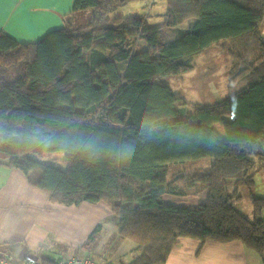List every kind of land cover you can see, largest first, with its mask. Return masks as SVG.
I'll return each mask as SVG.
<instances>
[{"label":"trees","instance_id":"16d2710c","mask_svg":"<svg viewBox=\"0 0 264 264\" xmlns=\"http://www.w3.org/2000/svg\"><path fill=\"white\" fill-rule=\"evenodd\" d=\"M133 1L74 0L63 28L28 44L0 32V165L53 202L105 203L137 245L128 264H164L182 238L239 241L264 264V198L251 192V157L264 169V0H166L161 24L132 15L108 26ZM212 46L242 88L185 110L163 79ZM206 158L208 168L169 178L170 165ZM238 187L252 220L235 208ZM204 191L193 208L162 200Z\"/></svg>","mask_w":264,"mask_h":264},{"label":"crops","instance_id":"0c3cea01","mask_svg":"<svg viewBox=\"0 0 264 264\" xmlns=\"http://www.w3.org/2000/svg\"><path fill=\"white\" fill-rule=\"evenodd\" d=\"M73 1L4 0L0 4V32L19 43L36 42L48 32L63 28ZM173 198L168 194L162 196L163 202L185 208H193L202 201L183 206ZM203 198L206 199L205 194ZM117 221L103 202L79 205L53 202L19 170L0 165V252L9 253L16 260L33 254L52 263L87 254L100 264H128L138 255L137 245L120 237ZM164 264H263V261L239 241L200 242L182 238Z\"/></svg>","mask_w":264,"mask_h":264},{"label":"rangeland","instance_id":"374dc122","mask_svg":"<svg viewBox=\"0 0 264 264\" xmlns=\"http://www.w3.org/2000/svg\"><path fill=\"white\" fill-rule=\"evenodd\" d=\"M166 10V0H140L129 2L109 15L110 22L108 26L112 24L115 17L119 18L132 15H147L150 25H158L164 21ZM88 12L89 11H87V13ZM193 23L194 20H188L183 23L180 28L188 29ZM261 31L264 36V23L261 27ZM137 44L142 45L143 42L137 41ZM194 65V69L184 75L163 79V82L167 83L174 94L179 98L180 101L179 103L177 102V104L185 110H191L194 104L207 105L219 102L242 88L240 84L235 87L230 85L231 59L228 54L218 46H212L195 57ZM251 158L256 162L255 167L251 170V175L254 180V186L251 192L256 197L264 198V169L261 166L262 161L256 156H252ZM42 161L45 163H53V156L45 157ZM211 162V159L206 158L175 163L169 166L168 176L171 178L181 175V173H191L189 176L194 175L197 169L208 168ZM232 189L233 188H229V190ZM194 190H196V188H194L193 191ZM237 190L242 198L235 203V208L238 212L252 220L253 209L249 199L250 193L244 187H238ZM203 194H206V192H202V195L193 196L196 198L195 200L192 196H174L172 200L179 201L183 206L191 205L201 200L203 201ZM198 198L200 200H198ZM261 217L264 218V207Z\"/></svg>","mask_w":264,"mask_h":264},{"label":"built area","instance_id":"2783aa9c","mask_svg":"<svg viewBox=\"0 0 264 264\" xmlns=\"http://www.w3.org/2000/svg\"><path fill=\"white\" fill-rule=\"evenodd\" d=\"M0 264H100L89 255H75L69 258L60 259L52 263H44L33 254H26L21 259L16 260L9 253L0 252Z\"/></svg>","mask_w":264,"mask_h":264},{"label":"snow or ice","instance_id":"6c2138e0","mask_svg":"<svg viewBox=\"0 0 264 264\" xmlns=\"http://www.w3.org/2000/svg\"><path fill=\"white\" fill-rule=\"evenodd\" d=\"M4 2V0H0V4H2Z\"/></svg>","mask_w":264,"mask_h":264}]
</instances>
